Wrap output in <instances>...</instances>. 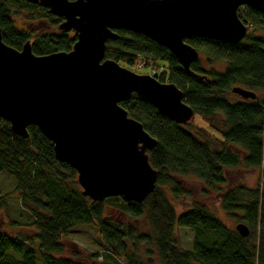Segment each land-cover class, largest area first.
Segmentation results:
<instances>
[{
	"label": "trees",
	"instance_id": "trees-1",
	"mask_svg": "<svg viewBox=\"0 0 264 264\" xmlns=\"http://www.w3.org/2000/svg\"><path fill=\"white\" fill-rule=\"evenodd\" d=\"M15 14H25L30 28H16ZM238 16L247 25L238 44L200 37L187 41L199 53L188 71L169 50L140 34L121 30L117 40L106 42L105 58L132 71L139 60L167 67L159 82L166 78L178 87L194 115L209 127L200 128L193 121L178 125L136 94L120 103L156 140L148 157L158 178L141 203L121 197L92 202L82 195L76 172L55 160L51 142L36 127H27L28 137L22 138L0 118V171L13 177L35 234L25 237L0 230V264H77L55 256L64 251L61 240L79 226H93L106 254L126 264H141L135 255L139 243L154 247L159 264H264V13L247 8L243 15L239 9ZM61 21L25 0H0L2 41L16 50L30 41L36 56L70 51L75 35L59 30ZM237 86L255 98L237 97L231 92ZM217 116L223 119L213 133ZM255 174L256 180L247 182L245 177ZM9 195L0 197V209ZM169 197L184 210L178 213ZM109 201L127 211V218L145 214L148 234L135 237V225L106 221ZM217 211L244 224L248 235L242 237L228 227ZM175 227L192 231L191 250H179Z\"/></svg>",
	"mask_w": 264,
	"mask_h": 264
},
{
	"label": "water",
	"instance_id": "water-1",
	"mask_svg": "<svg viewBox=\"0 0 264 264\" xmlns=\"http://www.w3.org/2000/svg\"><path fill=\"white\" fill-rule=\"evenodd\" d=\"M61 18L58 29L72 32L68 52L36 56L27 41L20 50L3 43L0 30V118L11 131L28 137L34 126L48 139L55 160L76 172L81 193L92 202L121 197L141 203L153 192L158 171L148 152L156 145L120 103L136 94L178 125L194 115L174 84L135 73L105 58L117 31L140 34L166 48L189 70L199 58L193 37L240 43L247 25L240 8L264 13V0H25ZM241 99L255 94L241 87ZM242 237L248 228L238 223Z\"/></svg>",
	"mask_w": 264,
	"mask_h": 264
},
{
	"label": "rangeland",
	"instance_id": "rangeland-1",
	"mask_svg": "<svg viewBox=\"0 0 264 264\" xmlns=\"http://www.w3.org/2000/svg\"><path fill=\"white\" fill-rule=\"evenodd\" d=\"M240 9L242 15L247 10V8ZM14 23L16 28L21 30L30 28V25L27 23L25 14H15ZM255 34L260 35L262 33H260V31H256ZM140 63L143 65V68H141L140 70L134 69L133 71L140 72L143 70L141 72L142 74H148L151 77L156 78L157 80H160L161 76L164 74L163 72L167 69V67L163 66L162 64H160V66L158 65V67H154L152 65L155 64L152 63V65L150 66V63L148 61L143 60H140L138 63H134L133 66L138 67L137 64ZM164 79L163 83H167V79ZM235 101H238V99L235 98ZM217 117L218 118L215 119L213 122V129H211L213 133L215 132L214 129H220L221 127V121L223 118L221 116ZM191 121H193L194 125L200 128L209 129L208 124L204 122L201 117L197 114L193 115ZM262 159L264 162V151L262 154ZM247 174L249 173L246 172L243 175ZM256 177L257 176L255 174L246 176L245 178L247 182H250L255 181ZM231 181L232 183H234L235 181L233 176L231 177ZM164 191L168 192L166 189H164ZM6 194L10 195L5 200V207L0 209V230L3 233L11 235L22 234L25 237L34 236L35 234H33L32 231L34 227L30 225L33 219L28 210L24 209L20 203V196L15 192V181L13 177L0 171V197H5L4 195ZM169 199L178 213L184 210V207L180 204V202L175 203L170 197ZM126 212L127 211H125L124 209L118 207V203L109 201L105 204L104 219L112 223L130 224L133 226L135 225V227L142 230V235H147L148 222L146 219V215L142 214L137 218H127ZM216 213L226 223L228 227H230L231 229H235V226L238 222L234 218L224 217V215L219 213L218 211ZM11 222L17 223V226L13 227L11 225ZM173 233L176 235V238L178 240L179 250H191L193 233L190 229L175 227L173 229ZM61 243L64 247V251L61 255L55 257H68L71 260L75 261L77 264H126L120 258L117 262L115 259H113V257H109V255L106 254L103 241L93 226L77 227L72 233H69L67 236H65L64 239L61 240ZM38 244L39 242L37 241L33 242L34 247H37ZM146 244H140L137 246L138 250L135 254L136 257L139 259L141 264H148L149 260H151L152 262L150 264H159L158 260L155 258L156 253L154 247H148V244ZM71 253L73 255H71Z\"/></svg>",
	"mask_w": 264,
	"mask_h": 264
},
{
	"label": "flooded vegetation",
	"instance_id": "flooded-vegetation-1",
	"mask_svg": "<svg viewBox=\"0 0 264 264\" xmlns=\"http://www.w3.org/2000/svg\"><path fill=\"white\" fill-rule=\"evenodd\" d=\"M135 230H136V232H139V234L137 233L138 235L136 234L135 237H139V236L142 235V232H141L142 230H140V229L137 228V227L135 228ZM140 244H146V243H139V245H140ZM146 245H147V244H146Z\"/></svg>",
	"mask_w": 264,
	"mask_h": 264
},
{
	"label": "built area",
	"instance_id": "built-area-1",
	"mask_svg": "<svg viewBox=\"0 0 264 264\" xmlns=\"http://www.w3.org/2000/svg\"><path fill=\"white\" fill-rule=\"evenodd\" d=\"M139 61H137L136 63H138ZM137 66L138 67H133V68H135V70H140L141 68H143V65L141 63L140 64H137Z\"/></svg>",
	"mask_w": 264,
	"mask_h": 264
}]
</instances>
